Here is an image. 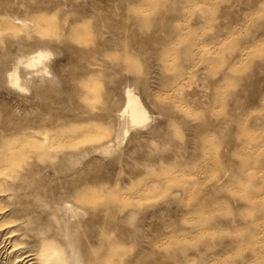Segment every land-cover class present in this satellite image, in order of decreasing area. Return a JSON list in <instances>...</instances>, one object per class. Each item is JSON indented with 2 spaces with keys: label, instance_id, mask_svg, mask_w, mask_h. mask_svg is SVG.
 I'll list each match as a JSON object with an SVG mask.
<instances>
[{
  "label": "rangeland",
  "instance_id": "obj_1",
  "mask_svg": "<svg viewBox=\"0 0 264 264\" xmlns=\"http://www.w3.org/2000/svg\"><path fill=\"white\" fill-rule=\"evenodd\" d=\"M0 264H264V0H0Z\"/></svg>",
  "mask_w": 264,
  "mask_h": 264
},
{
  "label": "bare ground",
  "instance_id": "obj_2",
  "mask_svg": "<svg viewBox=\"0 0 264 264\" xmlns=\"http://www.w3.org/2000/svg\"><path fill=\"white\" fill-rule=\"evenodd\" d=\"M44 54L45 53L38 52L36 54V56H33L32 59H27L26 63L34 64L33 65V67H34L36 64H38L41 61V59L44 57L43 56ZM45 57H47V56H45ZM42 64H44V63H42ZM39 65H38V67H40ZM11 83L18 86L17 74L12 76ZM22 87H24V86H22ZM124 104H125L123 106L124 108L120 111V116L126 117V122L130 126H136L137 127V125H141L149 119V112L145 108L140 97L133 90H130V89L126 90ZM127 133H128V131H127V129H125L123 134L126 135Z\"/></svg>",
  "mask_w": 264,
  "mask_h": 264
}]
</instances>
